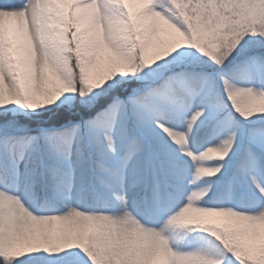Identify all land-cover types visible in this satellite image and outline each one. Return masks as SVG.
Masks as SVG:
<instances>
[{
  "label": "snow or ice",
  "instance_id": "snow-or-ice-1",
  "mask_svg": "<svg viewBox=\"0 0 264 264\" xmlns=\"http://www.w3.org/2000/svg\"><path fill=\"white\" fill-rule=\"evenodd\" d=\"M0 264H264V0H0Z\"/></svg>",
  "mask_w": 264,
  "mask_h": 264
}]
</instances>
